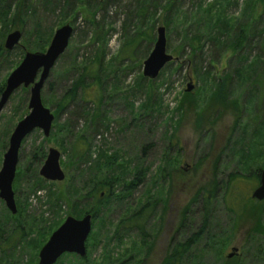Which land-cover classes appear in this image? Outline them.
I'll return each mask as SVG.
<instances>
[{"label": "rangeland", "instance_id": "obj_1", "mask_svg": "<svg viewBox=\"0 0 264 264\" xmlns=\"http://www.w3.org/2000/svg\"><path fill=\"white\" fill-rule=\"evenodd\" d=\"M263 14V0H0L4 85L26 52H45L57 29H73L41 90V102L54 116L49 135L34 130L19 149L12 182L16 214L0 200V225L7 227L9 216H15L27 230L14 253L0 254V264H37L51 233L67 217L85 216L89 204L69 198L88 190V161L94 171L110 174L99 150L117 151L118 158L131 161L128 173L143 166L145 181L129 196L115 192L103 199L85 256L63 255L55 264H161L171 244L200 229L202 206L196 194L215 183L220 188L206 232L183 264H264V203L261 208L250 196L258 184L244 179L264 168V36L242 55L251 65L238 80L229 67L235 55L229 42ZM158 27L165 29L166 53L174 60L150 81L142 76V64ZM16 30L19 44L4 55L6 36ZM211 40L228 47L219 52ZM256 55L261 61L255 65ZM84 68L98 74V81L87 78L74 100L63 98ZM225 74L233 79L228 91ZM28 99L29 88H20L0 112V168L13 128L29 113ZM94 108L103 125L86 132L89 118L83 112ZM49 149L60 154L61 182L38 175ZM81 153L87 155L83 161L77 160ZM34 169L44 183L36 185ZM232 174L238 178L226 190ZM153 201L156 205L141 222L143 232L132 222L121 223Z\"/></svg>", "mask_w": 264, "mask_h": 264}, {"label": "water", "instance_id": "obj_2", "mask_svg": "<svg viewBox=\"0 0 264 264\" xmlns=\"http://www.w3.org/2000/svg\"><path fill=\"white\" fill-rule=\"evenodd\" d=\"M72 32L71 26H62L54 32L45 52H26L19 65L6 78L0 94L1 112L14 92L20 88H29L27 105L29 113L13 128L0 168V200L11 215H15L17 212L12 182L15 177L19 149L22 141L34 130H40L45 138L49 135L54 116L43 106L41 90L51 69L68 47ZM156 33L153 49L142 64V76L150 81L156 79L165 65L174 60L171 55L166 53L165 29L158 27ZM20 38L21 34L17 30L9 33L4 42L5 51H11L16 47ZM192 88L193 86L188 84L186 92H190ZM59 158L60 154L57 150L49 149L44 163L38 170L39 177L48 182L63 181L64 173L60 169ZM251 198L256 202L264 201V168L259 174L258 185L252 191ZM91 228L92 216L89 214L81 219L67 217L51 233L39 250L37 264H55L64 254L84 257L86 254L85 242Z\"/></svg>", "mask_w": 264, "mask_h": 264}, {"label": "trees", "instance_id": "obj_3", "mask_svg": "<svg viewBox=\"0 0 264 264\" xmlns=\"http://www.w3.org/2000/svg\"><path fill=\"white\" fill-rule=\"evenodd\" d=\"M263 4H264V0H263ZM67 8L69 12H73L74 4L72 3L71 6L67 5ZM262 26H264V14L263 16H260L257 20H255L250 25H247L246 29L241 28L239 30V33L234 35L232 42L231 41L229 42L230 43L229 46H231L234 49V53H235L234 60H231V59L229 60V67L233 69L232 75L234 76V78H236V80H238L239 72L244 67H249L251 65V63H249L246 60L247 58L243 57L242 55L244 54L248 55V52L254 50L255 48L259 46L258 42H256V38H260L264 36V30ZM211 37L212 36H210L209 39H212ZM211 43L217 47L219 52H223L225 48L228 47L227 44L220 46L219 43L215 41L214 42L212 41ZM3 54L7 55L8 51L3 52ZM254 61L255 62L253 63H255V65L258 64L259 61H261L260 55H256ZM19 63L20 62L15 64L14 67L18 65ZM97 76L96 74L95 75L94 74L91 75L90 73L87 74V72L85 71V68L82 69L81 73L78 75L77 79L74 80V82L72 83L70 88L67 90L63 98L66 97L70 99L71 101L74 100L77 91L85 87L84 86L85 80L88 78V80L93 79L95 81H98ZM229 76L231 75L225 74L224 76V79L226 80V82L224 83V87H223L225 89L224 91L230 88L231 82L233 81V79H231ZM142 80L145 81V79L143 78ZM3 88H4V83L0 82V94ZM58 112L59 111H56V113ZM83 113L85 114L86 117L89 118L88 125L85 128L86 132L89 131L90 127H94L95 132H97L98 129L101 128V125H103L102 122H100L103 119V116L98 115L97 108L96 109L94 108L93 110H91L90 113L89 112L85 113V111ZM64 129H66L65 126H64ZM80 139H82V137ZM37 150H39L38 151L39 155L41 152L42 156H44V154L42 153L41 147L38 148ZM86 153L79 154V157H77V160L83 161ZM97 153H98V157L102 156L103 163H104L102 167L104 166L108 167L107 169L111 170V172H109L110 174L107 175V173L105 172L102 173L99 170L94 171L93 163L91 161H88L90 163L89 166L91 168L88 169L87 167V170H86L87 172H84V173H87L90 177L88 179V183H89L88 190L84 192L85 194L77 193L75 195V192H74V194L72 193V195L69 198V199L74 198V201L76 203H88L89 208L85 209L83 214L91 215L92 221L93 219L95 220V218H97V215L99 213V210L97 208L101 206H105V202L103 201V199L105 198L111 199L115 192L123 193V196L121 197H124L127 195L129 196L131 192L136 189V187L144 183L145 177L147 175L146 174L147 170L141 165L137 167L139 170L134 171V173H130V172L128 173L127 169L128 167L131 166V161L129 162L127 158H118L117 151L112 152L113 153L112 155L107 154L103 150H99ZM83 165H87V164H85L84 162ZM137 168L134 167L133 169H137ZM36 171L37 170L34 169L33 175L37 181L36 185H40L41 183H44V182L37 176ZM163 171L164 169L161 170V173ZM260 172H261V168L248 174L246 178L244 177L243 178L246 180H248V178L249 179L252 178L255 184H258ZM97 173L99 174L97 175ZM93 175H95L96 177L93 178ZM235 177L238 178L236 174H232L228 176V179L227 181H225V184H224L226 190H228L230 186L229 185L230 182L233 179H235ZM219 188H220L219 183H215L212 188L201 187L197 191L196 198H199L201 200V206H202L201 227L197 231V233L193 234L189 239L185 240L184 242L182 243L178 242V243L171 244L161 264H183L184 263V260L186 258L185 256L189 253L192 247L197 244L199 239L206 232L207 225L209 224L210 207H211L212 201L214 200L215 195L217 191L219 190ZM156 203L157 201H153L150 203L147 202L143 204L138 211L132 212V215H129V217L126 218L121 223H124L125 221L132 222L133 225H137L136 227L141 232H143L141 222L145 219L144 213L147 209L152 210L154 206L156 205ZM263 203L264 201L258 203L260 204L261 208L263 206ZM9 217L10 219H9V223L7 227L5 226L4 223L0 225V254H6L5 256H3L5 258L9 257V254L14 253L20 247L21 243H24L26 241L25 238L27 237V230H26L25 224H23V222H21V220L17 219L15 216H9ZM64 255H67V254H64Z\"/></svg>", "mask_w": 264, "mask_h": 264}, {"label": "bare ground", "instance_id": "obj_4", "mask_svg": "<svg viewBox=\"0 0 264 264\" xmlns=\"http://www.w3.org/2000/svg\"><path fill=\"white\" fill-rule=\"evenodd\" d=\"M251 196V195H250Z\"/></svg>", "mask_w": 264, "mask_h": 264}]
</instances>
